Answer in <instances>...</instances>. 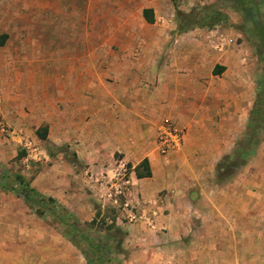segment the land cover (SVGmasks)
Instances as JSON below:
<instances>
[{
	"label": "crops",
	"instance_id": "1",
	"mask_svg": "<svg viewBox=\"0 0 264 264\" xmlns=\"http://www.w3.org/2000/svg\"><path fill=\"white\" fill-rule=\"evenodd\" d=\"M105 1L79 0L71 8L84 14ZM113 1L105 28L69 34L66 64L41 66L39 34H23L18 53L29 70L69 73L65 96L52 82L41 123L48 134L69 133L84 166L122 154L136 175L148 159L152 176L136 175V193L151 202L152 225L130 227L146 228L151 240L139 238L137 247L165 250L173 264H264V235L256 239L264 233V146L253 161L234 164L236 177L226 160L246 138L251 104L232 42L219 27L207 34L210 45L187 39L193 34L173 16L172 0ZM166 121L182 131L183 146L164 154L157 137Z\"/></svg>",
	"mask_w": 264,
	"mask_h": 264
},
{
	"label": "rangeland",
	"instance_id": "2",
	"mask_svg": "<svg viewBox=\"0 0 264 264\" xmlns=\"http://www.w3.org/2000/svg\"><path fill=\"white\" fill-rule=\"evenodd\" d=\"M172 1L173 16L184 24L185 33L193 34L187 39L197 37L210 45L207 34L219 27L232 42L235 67L250 92L247 132L254 101L253 105L260 101L264 116V0ZM76 2L0 0V264H173L165 250L137 247L143 243L139 238L151 240L150 233L143 227L134 230L130 227L134 223L126 219L118 220L121 210L104 199L107 187L97 180L106 173L112 177L122 154L102 166H84L69 144V133L61 137L55 131L41 138L48 128L47 122L41 123L40 113L48 101L46 93H51L52 82H56L65 96L69 73L45 69L33 73L27 68V58L19 56V44L24 33L39 34L41 66L56 64V59L58 64L69 62L65 57L69 34H92L105 28L101 23L111 22L114 1L99 2L104 7L84 9V14L81 8H71ZM210 6L226 16L224 22L210 26L213 20L206 16ZM52 76H58V81ZM250 134L243 151L248 148L253 161L258 146H264V124ZM26 139L39 145L41 160L27 159L21 147ZM240 154L226 158L232 165L230 177H236L234 164L244 159ZM130 171L133 198L139 184ZM23 184L36 192L35 201H27L19 192Z\"/></svg>",
	"mask_w": 264,
	"mask_h": 264
},
{
	"label": "built area",
	"instance_id": "3",
	"mask_svg": "<svg viewBox=\"0 0 264 264\" xmlns=\"http://www.w3.org/2000/svg\"><path fill=\"white\" fill-rule=\"evenodd\" d=\"M157 146L158 151L164 154L181 149L183 146L182 131L177 129L173 122L166 121L157 137ZM21 147L26 152L27 159L41 160L42 151L38 144L26 139L21 141ZM115 165L116 169L112 171V177L106 173L97 180L101 185L107 187L104 199L109 205L121 210L118 218L121 222L126 219L129 222H145L152 225L151 202L138 195L132 198L134 184L131 180L129 163L121 158L116 161Z\"/></svg>",
	"mask_w": 264,
	"mask_h": 264
},
{
	"label": "trees",
	"instance_id": "4",
	"mask_svg": "<svg viewBox=\"0 0 264 264\" xmlns=\"http://www.w3.org/2000/svg\"><path fill=\"white\" fill-rule=\"evenodd\" d=\"M208 10H210V12H208L207 9L205 10V11H207L206 16L209 15L210 19L213 20L212 23L210 24L211 27L225 21L226 16L221 11L216 10L215 6L208 7ZM249 12H250V10H249ZM196 24L199 25V23H196ZM182 29H186V27L183 26ZM261 107H262V104H260V101H257L254 105L252 112H251L250 123L248 125V130H247V133L245 136L246 138L241 142L243 145L240 144L241 146L238 147V151L236 152L237 154L241 153L240 155L243 156L244 159L249 158V155H250V153H249L250 151L248 148L246 151H243L245 149L244 148V142H245V144L248 145L247 141L250 140V136H251L250 133L251 132L255 133L256 130L261 128V124H264V116L262 115ZM47 134H48V128H44V130L41 134V138L45 139ZM141 169H143V171H141ZM136 175L138 178H144V177H151L152 176V171H151L148 159H144L136 167ZM3 188H6V187H3ZM13 189H16V188L13 187ZM19 192L24 196V198L27 201H30V202L35 201V197L37 194L28 184H23ZM61 221L64 224H66L63 219H61Z\"/></svg>",
	"mask_w": 264,
	"mask_h": 264
}]
</instances>
